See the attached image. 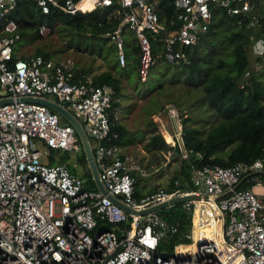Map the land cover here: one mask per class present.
<instances>
[{
	"label": "built area",
	"instance_id": "built-area-1",
	"mask_svg": "<svg viewBox=\"0 0 264 264\" xmlns=\"http://www.w3.org/2000/svg\"><path fill=\"white\" fill-rule=\"evenodd\" d=\"M17 1L0 0V98H12L0 103V264H264V145L249 160L227 165L190 162V188H181L175 177L171 189L158 187L136 196L135 175L147 170L137 154L122 151L115 141L117 132L109 117L112 87L94 83L93 73L80 72L69 57L14 55L13 44L20 37L17 23L1 20ZM35 1L43 12L53 6L70 13L113 2ZM116 1L114 9H120L122 16L103 35L115 42L117 58L124 64L122 27L127 24L135 31L142 80L149 64L160 56L189 61L181 45L197 43L208 29L211 4L243 16L256 9L248 20L260 22L261 33L252 40L251 51L264 55V0H174L180 23L169 29L159 19L153 0ZM44 29L45 24H40L39 31ZM152 38L163 41L154 55ZM21 96L50 98L74 114L89 138L107 193L86 186L84 178L65 163L40 158L38 141L49 154L55 147L79 150L81 140L62 113L42 102L18 99ZM112 109L118 117L120 109ZM166 110L180 126L175 106L168 103ZM161 133L182 157L187 156L182 130L168 133L170 139ZM108 194L134 210L178 194L197 195L183 201L190 214V228L184 233L189 240L174 244L171 254H162L157 251L159 239L176 231V225L157 210L143 214L125 210ZM121 221L129 225H120Z\"/></svg>",
	"mask_w": 264,
	"mask_h": 264
},
{
	"label": "trees",
	"instance_id": "trees-1",
	"mask_svg": "<svg viewBox=\"0 0 264 264\" xmlns=\"http://www.w3.org/2000/svg\"><path fill=\"white\" fill-rule=\"evenodd\" d=\"M153 1L158 17L167 29L179 25L174 0ZM116 5L117 1L113 0L111 4L98 5L87 11L77 10L70 13L52 6L49 11L43 12L35 0H18L6 11L1 23L7 19L15 20L20 37L27 35L30 39L39 36L40 24H45L47 29L58 24L62 35L73 38L90 36L93 48L96 47L97 54L102 56L107 65L92 72L93 82L112 87L111 106L128 111L134 105L133 95L147 97L142 113L148 125L146 132L149 136L144 143L147 150L173 148L179 153L177 146L165 141L156 123L150 118L152 113L164 108L165 102L174 101L182 115L186 108L196 102L199 103L197 106L204 107L203 115H208L209 112L214 116L211 122L203 127L191 124V115L182 116V138L189 151L186 157H181L178 167L165 186L166 189L173 187L175 177H178L181 188L192 186L189 179L190 162H216L227 165L239 159L249 160L259 155L264 145V55H256L251 51L252 40L260 35L261 25L260 22L249 24L248 20L251 12H256V9L248 16H243L231 14L225 7L211 4L212 22L208 29L197 43L181 45L188 52L189 61L173 62L160 56L149 64L146 78L142 80L139 73L140 46L134 30L127 24L123 25L121 32L122 36L131 35L128 40L123 37L124 64H120L117 58V48L111 58L102 48V40L108 38L103 32L114 28L122 16L120 9H114ZM257 13L259 15V12ZM262 19L263 16L259 15V20ZM210 35L209 43L203 46L204 40ZM201 47L203 52L200 54ZM161 48L163 41L152 38V55ZM36 52L49 56V52L44 49L36 48L34 53ZM157 61L159 66L156 68ZM160 62L164 64L161 65ZM255 62L262 63V67H255ZM155 69L156 72H153ZM246 70H249L248 74H244ZM80 72L90 71L86 69ZM153 75L158 76L155 85L140 94L136 82H146ZM112 107L109 108L111 128L117 132L116 143L122 146L131 140L129 135L133 130L115 117ZM143 132L142 129L141 136ZM67 156L68 154L64 153L54 159L50 155L49 161L63 162L75 171L66 163ZM85 160V152L82 149L78 161L84 164ZM139 175H135L134 180L136 196L139 195L136 191ZM85 182L88 187L95 186L92 177L85 179ZM156 188L158 186L149 190ZM157 213L177 227L176 231L165 233L158 242L157 251L168 255L173 252L174 244L189 240L184 233L190 228V214L186 211L183 201L159 208ZM119 224L129 225L128 221H121Z\"/></svg>",
	"mask_w": 264,
	"mask_h": 264
},
{
	"label": "rangeland",
	"instance_id": "rangeland-1",
	"mask_svg": "<svg viewBox=\"0 0 264 264\" xmlns=\"http://www.w3.org/2000/svg\"><path fill=\"white\" fill-rule=\"evenodd\" d=\"M60 26L56 24L52 28H46L43 32L39 31V36L30 39L27 35H24L17 39L13 47L20 52L19 55H25L34 53L36 48L44 49L49 52V56L52 59H60L69 57L73 59L77 70L85 71L88 69L90 72H95L106 67V63L102 59V56L97 54L96 47L93 48V42L91 41L90 36H77L75 38L67 35H62V31L58 30ZM135 32V31H134ZM125 38L131 39V35L123 36ZM211 35L207 36V38L203 42V46H206L210 41ZM96 43V42H95ZM102 48L105 52H107L108 57H112L116 51L115 42L109 38L102 40ZM160 50V49H159ZM203 52V48L199 50L201 54ZM250 56H252L250 54ZM107 62V61H106ZM108 63V62H107ZM163 65V62H160ZM156 68L159 66L158 61L156 62ZM262 67V63L257 64V68ZM153 71V70H151ZM156 72V69L153 71ZM264 72V69H263ZM158 76H151L148 81H137L136 86H138L139 93H144L148 91L153 85H155ZM133 94V93H131ZM56 99L55 96H52ZM134 105L127 111L121 110L118 112V119L121 120L124 124H126L133 131L130 132L129 139L125 143L122 144V151L128 152L131 155H138L140 163L147 170V174L139 175L138 181L136 184L137 191H145L149 187H164L169 181L170 177L173 175L175 169L178 167L180 163V159L182 155L177 153L173 148L165 150V149H152L147 150L144 148V143L149 136V133L146 132L148 125L146 124V118L142 116L143 106L147 102V97L140 96L139 94L133 95ZM126 102V101H124ZM171 103L178 110L179 116V124L180 126H176L175 118L169 116L166 105ZM194 102L188 108L184 110V115L181 114V110L179 106L174 101H167L164 104L163 109H159L157 112L159 113V118L154 119L152 113L150 118L156 123L158 131L164 132L166 137L170 139L168 133L174 134L175 132H180L181 129V121L182 116H192L193 120L190 121L191 124H197L199 126H207L214 116L211 114L203 115L204 107L202 105L197 106ZM186 107V106H185ZM200 107V108H199ZM80 120H82L81 116H78ZM207 118V120H205ZM143 129V133L141 136V130ZM179 134V133H177ZM164 137V135H163ZM92 139V138H91ZM165 139V137H164ZM93 140V139H92ZM167 142V140L165 139ZM168 144H170L168 142ZM37 146L40 150V158L42 160H47L48 156H53L54 159L67 153L66 163H69L71 167L75 170V172L82 176L85 179L90 177L93 178V175L88 171L89 163L86 158L84 161V165L82 162L78 161L79 156L82 153L83 146L79 148V150H65L62 147L51 148L49 154H47L44 150V146L40 141L37 142ZM173 146V145H172ZM180 154V155H179ZM95 182V181H94ZM86 184V182H85ZM96 186V184H95Z\"/></svg>",
	"mask_w": 264,
	"mask_h": 264
},
{
	"label": "water",
	"instance_id": "water-1",
	"mask_svg": "<svg viewBox=\"0 0 264 264\" xmlns=\"http://www.w3.org/2000/svg\"><path fill=\"white\" fill-rule=\"evenodd\" d=\"M12 98L10 97H2L0 98V103L1 102H6V101H10ZM18 99L21 100H33V101H38V102H42L45 103L49 106L52 107V109H54L55 111H58L60 113H62L68 121H70L75 129L76 132L81 140V144L83 146V150L85 152L86 158L88 160L89 163V172L93 175L94 181L96 186L104 193H107L106 189L104 188V186L102 185L99 176H98V170L93 158V153H92V149L90 147V143H89V138L82 126V124L79 122V120L74 116V114L72 112H70L68 109H66L64 106H62L61 104H59L58 102L50 99V98H46V97H33V96H21ZM109 197L115 201L116 203H118L119 205H121L125 210L128 211H133V212H137L139 214H143L152 210H158L159 208L168 206L172 203L178 202V201H185L194 197H197V195L195 194H178L175 196H172L168 199L159 201L157 203L151 204L149 206H146L144 208H141L139 210H134V208L128 206L127 204L123 203L122 201L118 200L116 197L108 194Z\"/></svg>",
	"mask_w": 264,
	"mask_h": 264
},
{
	"label": "crops",
	"instance_id": "crops-1",
	"mask_svg": "<svg viewBox=\"0 0 264 264\" xmlns=\"http://www.w3.org/2000/svg\"><path fill=\"white\" fill-rule=\"evenodd\" d=\"M13 51H14V53L15 54H20V52H18L14 47H13ZM122 147V146H121ZM86 156V155H85ZM84 165V164H83ZM155 186V185H154ZM154 186H152V187H154ZM151 187H149V188H147L145 191L143 190V191H137V193L139 194V195H137V196H141V195H144L145 193H147V192H149Z\"/></svg>",
	"mask_w": 264,
	"mask_h": 264
},
{
	"label": "bare ground",
	"instance_id": "bare-ground-1",
	"mask_svg": "<svg viewBox=\"0 0 264 264\" xmlns=\"http://www.w3.org/2000/svg\"><path fill=\"white\" fill-rule=\"evenodd\" d=\"M169 136V135H168Z\"/></svg>",
	"mask_w": 264,
	"mask_h": 264
}]
</instances>
